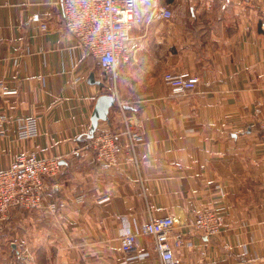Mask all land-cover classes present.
<instances>
[{"label":"crops","instance_id":"obj_1","mask_svg":"<svg viewBox=\"0 0 264 264\" xmlns=\"http://www.w3.org/2000/svg\"><path fill=\"white\" fill-rule=\"evenodd\" d=\"M58 2L0 0V81L17 90L0 92L8 121L0 169L30 150L59 156L44 197L65 203L11 211L0 224V264H159L150 236L137 235L125 252L119 229L166 216L182 239L173 246L181 264H264V129L255 115L257 107L264 115V0L224 8L222 0H159L173 16L144 13L130 31L138 48L113 78L75 46ZM168 70L199 81L174 94L162 80ZM90 72L102 84L90 83ZM102 93L114 101L95 131L125 144V112L141 137L108 169L85 146ZM32 118L38 135L17 140V125ZM207 209L223 221L215 236L193 225Z\"/></svg>","mask_w":264,"mask_h":264},{"label":"built area","instance_id":"obj_2","mask_svg":"<svg viewBox=\"0 0 264 264\" xmlns=\"http://www.w3.org/2000/svg\"><path fill=\"white\" fill-rule=\"evenodd\" d=\"M230 0H222L224 8ZM62 24L75 40V46L86 49L95 59L101 75L116 77L118 65L129 59V53L138 48L137 40L131 37L130 31L143 22L145 12L157 20H168L173 14L168 4L159 0H59ZM46 24L41 28L45 29ZM264 27V23H262ZM162 80L174 94H186L193 90L199 78L185 70H168L162 74ZM2 94H16L0 81ZM255 109L256 122L264 129V115ZM123 132L128 141L122 144L117 134L98 132L88 137L85 146L95 151L94 160L99 168L108 169L120 162V154L134 150L141 139L134 124L125 112L121 113ZM7 117L0 114V136L7 130ZM38 124L35 119H26L17 125V140H27L38 135ZM61 168L60 157L49 155L40 157L34 150L17 155L8 166L0 169V224L13 210L45 208L55 211L64 206V201L47 200L44 197L45 184L54 178ZM60 185H64L63 182ZM100 196L97 200L105 198ZM174 218L171 216L152 218L139 226L125 224L119 229L121 250L127 252L134 248L137 235H147L153 239L154 249L159 264H181L174 254L173 246L182 243L180 236L171 235ZM194 228L208 236H215L223 227L221 216L216 210H203L193 220Z\"/></svg>","mask_w":264,"mask_h":264},{"label":"water","instance_id":"obj_3","mask_svg":"<svg viewBox=\"0 0 264 264\" xmlns=\"http://www.w3.org/2000/svg\"><path fill=\"white\" fill-rule=\"evenodd\" d=\"M88 81L90 83L102 84V82L94 78L93 72H90ZM113 101H114V97L111 94H107V93L99 94V96L96 99V103L90 117L91 125L87 133L88 137H90L94 133L98 121L101 119H105L107 117L109 107L112 105Z\"/></svg>","mask_w":264,"mask_h":264},{"label":"rangeland","instance_id":"obj_4","mask_svg":"<svg viewBox=\"0 0 264 264\" xmlns=\"http://www.w3.org/2000/svg\"><path fill=\"white\" fill-rule=\"evenodd\" d=\"M9 216H10V214H9ZM9 216H8V218H9ZM8 218H7V219H8ZM7 219H6V220H7ZM6 220H4L3 222H5ZM3 222H2V223H3Z\"/></svg>","mask_w":264,"mask_h":264}]
</instances>
